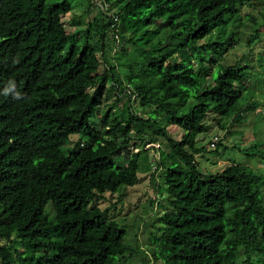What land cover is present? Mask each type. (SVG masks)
Masks as SVG:
<instances>
[{"label": "trees", "instance_id": "trees-1", "mask_svg": "<svg viewBox=\"0 0 264 264\" xmlns=\"http://www.w3.org/2000/svg\"><path fill=\"white\" fill-rule=\"evenodd\" d=\"M47 1L0 0V264H125L134 254L125 230L96 202L136 183L141 154L128 145L158 137L167 144L155 165L166 205L159 204L161 227L153 226L152 261L264 264L263 177L236 164L206 174L195 162L209 114L239 124L257 108L250 98L240 105L247 55L223 63L234 33L204 41L216 26L225 32L251 0H107L103 10L89 0L98 14L80 36L62 23L71 3ZM107 30L125 56L130 46L140 51L139 74L116 77ZM114 92L98 133L90 115ZM136 106L150 112L137 115ZM160 118L183 128L179 140Z\"/></svg>", "mask_w": 264, "mask_h": 264}, {"label": "rangeland", "instance_id": "rangeland-1", "mask_svg": "<svg viewBox=\"0 0 264 264\" xmlns=\"http://www.w3.org/2000/svg\"><path fill=\"white\" fill-rule=\"evenodd\" d=\"M61 1L48 0L47 4ZM68 2L72 5V11L62 17L64 29L67 33L76 32L80 36L94 16L97 17L98 9L93 6L89 12L87 8L89 0H68ZM240 11V14L230 22V26L226 27L225 32H222V26H216L204 41L213 42L220 40L222 33L224 35L229 32L234 33L238 39L237 44L232 50L224 52L223 63L231 65L241 55H247L245 61L248 65L245 78L246 87L240 105L248 98L256 101L258 105L255 110L244 111L239 124L234 123L232 118L220 119L209 114L206 120V123L210 124L209 131L207 135H199L196 140V147L204 148V152L195 156V162L198 170L206 174L221 171L231 164L244 165L264 180V0H251L245 3ZM249 16H252L254 20H251ZM160 25V21L155 23L156 28H160ZM129 34L126 33L123 38L126 39ZM138 43L142 44L143 41H138ZM105 45L108 50L107 60L114 67L113 72L119 80L125 79V75L134 76L141 72L142 63L134 57L137 48L131 50L130 46L125 56L122 51L115 48L112 32L109 30L106 31ZM110 85L109 78L106 86ZM208 85H213L210 78H208ZM117 96V92L112 93L109 99L102 101L103 104L90 115L89 124L96 132L100 133L102 130L100 111L106 109ZM187 107L181 113H184ZM136 108L137 115L142 117H146L150 112L149 107L144 111L137 106ZM158 122L165 127L171 138L179 140L183 135V128L167 125L163 118H160ZM219 124L224 128L220 129ZM213 137H217L219 141V145L214 148L209 146ZM77 139V136L71 137L70 147ZM166 145L161 137H158L152 145L147 146H143L142 142L135 143L133 140L126 151L129 154L139 151L141 154L136 183L131 187H121L113 195L105 194L102 200L96 202L101 210L106 211L110 219L116 220L125 230L124 244L134 251L132 258H128L125 264H162L153 262L148 252L154 247L150 243L152 234L155 233L153 226L161 227L160 216L163 210L159 204L166 205L164 201L166 196L158 191L160 178L159 171L156 170L159 152L166 153ZM118 161L124 163L125 159L118 158ZM258 191L264 205V187H259ZM47 211L51 213L50 206L47 207ZM5 244L0 240V246ZM14 247L22 252L17 244H14ZM11 251L13 252L12 249Z\"/></svg>", "mask_w": 264, "mask_h": 264}, {"label": "built area", "instance_id": "built-area-1", "mask_svg": "<svg viewBox=\"0 0 264 264\" xmlns=\"http://www.w3.org/2000/svg\"><path fill=\"white\" fill-rule=\"evenodd\" d=\"M97 6H99L102 10L108 7L107 0H93ZM116 42H118L117 35L114 36ZM218 141L217 137H213L210 143V147L214 148L215 143Z\"/></svg>", "mask_w": 264, "mask_h": 264}, {"label": "clouds", "instance_id": "clouds-1", "mask_svg": "<svg viewBox=\"0 0 264 264\" xmlns=\"http://www.w3.org/2000/svg\"><path fill=\"white\" fill-rule=\"evenodd\" d=\"M14 90H15V84L11 83L10 86L4 90V94L8 95V94L12 93ZM19 96H20V94L16 93V98H19Z\"/></svg>", "mask_w": 264, "mask_h": 264}]
</instances>
